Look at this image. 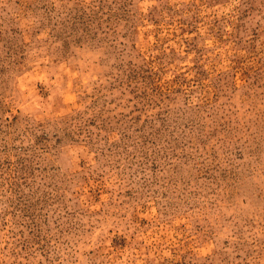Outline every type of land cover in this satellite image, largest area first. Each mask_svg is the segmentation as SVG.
Instances as JSON below:
<instances>
[{
    "label": "rangeland",
    "instance_id": "obj_1",
    "mask_svg": "<svg viewBox=\"0 0 264 264\" xmlns=\"http://www.w3.org/2000/svg\"><path fill=\"white\" fill-rule=\"evenodd\" d=\"M0 264H264V0H0Z\"/></svg>",
    "mask_w": 264,
    "mask_h": 264
},
{
    "label": "trees",
    "instance_id": "obj_2",
    "mask_svg": "<svg viewBox=\"0 0 264 264\" xmlns=\"http://www.w3.org/2000/svg\"><path fill=\"white\" fill-rule=\"evenodd\" d=\"M12 185H13V183H12Z\"/></svg>",
    "mask_w": 264,
    "mask_h": 264
}]
</instances>
